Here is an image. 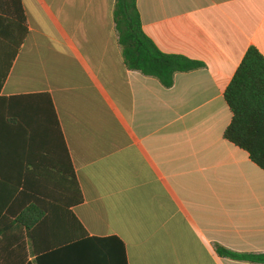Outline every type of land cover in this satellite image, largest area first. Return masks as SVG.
<instances>
[{
  "label": "crops",
  "instance_id": "crops-1",
  "mask_svg": "<svg viewBox=\"0 0 264 264\" xmlns=\"http://www.w3.org/2000/svg\"><path fill=\"white\" fill-rule=\"evenodd\" d=\"M21 3L22 34L0 19V230L68 197L108 242L58 264H264L224 253L264 254V170L225 137V91L264 55V0H137L161 51L204 63L172 87L126 65L115 0Z\"/></svg>",
  "mask_w": 264,
  "mask_h": 264
},
{
  "label": "trees",
  "instance_id": "trees-1",
  "mask_svg": "<svg viewBox=\"0 0 264 264\" xmlns=\"http://www.w3.org/2000/svg\"><path fill=\"white\" fill-rule=\"evenodd\" d=\"M10 7L4 12L6 16L0 15V19L13 22L15 27L13 30L12 27L3 28L10 29L15 35L22 34L25 15L21 0H10ZM114 20L125 63L130 69L157 77L164 86L172 87L177 73L204 66L203 62L186 56L161 51L143 29L137 0H115ZM225 99L233 113L225 137L248 151L251 159L264 170V55L258 48L251 47L247 51L225 91ZM70 207L67 197L66 205L51 207L49 213L43 212L38 219H27V209L21 208L14 222L18 229L13 233L8 232L7 227L0 230L3 235L0 256L3 258L11 245L15 248L11 255L13 264H58L64 261L68 250L78 244L98 241L106 245L107 239L89 237ZM120 244L124 248L123 242ZM224 253L237 259L264 263V254ZM30 256L34 257L33 263L28 262Z\"/></svg>",
  "mask_w": 264,
  "mask_h": 264
}]
</instances>
